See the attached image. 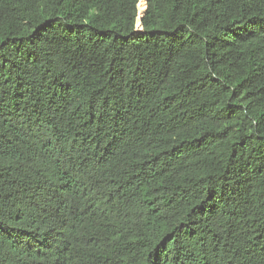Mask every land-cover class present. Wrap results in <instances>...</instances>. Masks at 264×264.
<instances>
[{
    "label": "trees",
    "instance_id": "1",
    "mask_svg": "<svg viewBox=\"0 0 264 264\" xmlns=\"http://www.w3.org/2000/svg\"><path fill=\"white\" fill-rule=\"evenodd\" d=\"M0 264H264V0H0Z\"/></svg>",
    "mask_w": 264,
    "mask_h": 264
}]
</instances>
